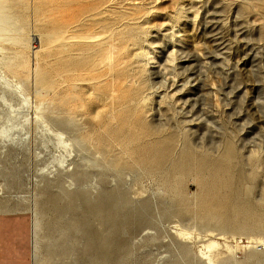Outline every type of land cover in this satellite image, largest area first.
Segmentation results:
<instances>
[{"label": "rangeland", "instance_id": "rangeland-1", "mask_svg": "<svg viewBox=\"0 0 264 264\" xmlns=\"http://www.w3.org/2000/svg\"><path fill=\"white\" fill-rule=\"evenodd\" d=\"M86 6L75 2L63 14ZM107 7L102 18L74 20L72 26L83 25L67 33L87 32L102 40L96 56L118 49L119 59L114 64L94 61L89 71L72 69L59 46L47 48L39 63L53 90L72 96L74 88L90 108L99 107L95 121H103L113 106L127 99L136 102L138 94L151 103L154 114L165 94L159 114L168 132L182 127L187 145L212 156L230 149L227 165L239 179L234 195L211 184L194 199L180 192L178 198L172 186L164 187L159 198L167 213L179 204L180 215L169 220L171 214L164 213L169 222L156 217L141 234L126 236L129 244L117 264H264V0H114ZM38 33L39 24L27 29L31 47L43 42ZM142 58L147 80L138 92L141 79L134 67ZM34 67L30 60L22 73ZM172 135L175 145L178 137ZM8 154L7 177L0 180L8 190L0 191V198L10 199L13 207L0 210V264H79L45 253L32 263L34 187L11 176L23 168L25 157ZM143 181L147 185L151 177ZM94 184L91 180L81 186L92 198L100 189ZM38 185L42 188L43 182ZM188 186L196 193L195 184ZM74 188L76 184L68 186ZM143 196L131 194V204L136 207ZM175 224L190 235L177 236ZM211 240L216 246L207 250L204 246Z\"/></svg>", "mask_w": 264, "mask_h": 264}, {"label": "bare ground", "instance_id": "bare-ground-1", "mask_svg": "<svg viewBox=\"0 0 264 264\" xmlns=\"http://www.w3.org/2000/svg\"><path fill=\"white\" fill-rule=\"evenodd\" d=\"M79 1L87 6L63 14ZM110 1L114 0H0V155L5 156L0 157V180L7 174L8 152L25 157L23 168L15 169L11 176L31 181L34 187L32 263L45 253L73 258L79 264H117L129 244L126 236L141 234L154 219L165 224L180 215L179 204L167 213L159 198L164 187L172 186L178 198L180 192L194 199L211 184L234 195L239 181L227 165L231 153L226 150L230 149L212 156L196 145H187L182 127L168 132L159 114L164 93L154 114L151 103L138 94L136 102L127 99L113 106L103 121H95L99 107L90 108L85 99L77 98L74 88L69 96L50 86L47 70L45 73L39 63L47 48L59 46V53L72 61V69L89 71L97 62L114 64L119 59L118 49L96 56L102 40L89 33H67L83 25L72 26L80 17L84 21L102 18L109 12ZM37 24L38 39L43 42L31 47L27 29L34 30ZM30 60L35 67L22 73ZM140 62L134 67L141 79L138 92L147 80V61L142 58ZM172 133L178 137L175 145ZM148 177L151 181L146 185L143 180ZM91 180L100 186L93 198L81 188ZM39 182H43L42 188ZM188 183L196 185V193L187 190ZM72 184L76 188L68 189ZM7 190L0 186V191ZM131 194L144 195L136 207L131 204ZM9 200L0 198V210L12 209ZM164 213L171 214L169 220ZM120 228L124 234L118 233ZM174 228L179 237L190 235L179 224ZM215 246L211 240L204 247Z\"/></svg>", "mask_w": 264, "mask_h": 264}]
</instances>
